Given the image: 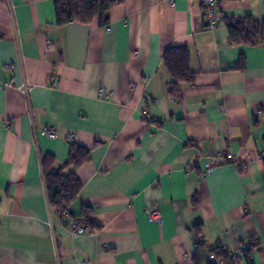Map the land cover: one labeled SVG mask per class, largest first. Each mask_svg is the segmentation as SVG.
I'll use <instances>...</instances> for the list:
<instances>
[{
  "label": "crops",
  "instance_id": "1",
  "mask_svg": "<svg viewBox=\"0 0 264 264\" xmlns=\"http://www.w3.org/2000/svg\"><path fill=\"white\" fill-rule=\"evenodd\" d=\"M218 9L212 30L200 0H116L105 25H57L54 0H0V264H208L243 245L224 264H264V44H230L223 22H264V0ZM172 46L193 73L176 97L162 63ZM72 143L89 160L69 211L89 206L98 226L75 237L41 167L67 163ZM216 152L233 158L204 174Z\"/></svg>",
  "mask_w": 264,
  "mask_h": 264
},
{
  "label": "trees",
  "instance_id": "2",
  "mask_svg": "<svg viewBox=\"0 0 264 264\" xmlns=\"http://www.w3.org/2000/svg\"><path fill=\"white\" fill-rule=\"evenodd\" d=\"M116 0H54L56 24L64 25L70 21L90 23L94 19L99 25H105L109 20V11ZM230 44L260 45L264 44V22L254 20L250 16L241 19L224 18ZM189 50L186 46H172L164 51L162 63L169 77V90L171 96H178L182 83L191 82L193 73L189 69ZM237 69L244 68L243 58H240ZM89 160V149L75 143L69 148L67 163L54 169V157L45 155L41 160L42 176L48 204L53 213L61 221V214L69 209L71 203L79 195L82 183L76 175V169ZM72 166L73 170L67 171ZM91 208L85 206L79 215H73L76 223H81L91 231L98 228L90 221ZM63 223V222H62ZM212 253L217 257L226 258V254L214 249Z\"/></svg>",
  "mask_w": 264,
  "mask_h": 264
},
{
  "label": "built area",
  "instance_id": "3",
  "mask_svg": "<svg viewBox=\"0 0 264 264\" xmlns=\"http://www.w3.org/2000/svg\"><path fill=\"white\" fill-rule=\"evenodd\" d=\"M201 6H202V14L204 17V25L207 29H215L217 28L221 22H222V16L218 9V0H200ZM4 67L6 69H13V63L12 61H9L4 64ZM20 90L23 93L28 92L29 87L24 86L21 87ZM143 117L149 118V113L146 110H143ZM40 135L44 136L49 139H54L57 135L56 130L52 127H43L40 130ZM69 140L74 139V135H69ZM233 156L231 153L223 154L221 152H216L212 155H210V161L206 164L204 174L216 167L217 165L224 163L226 161L232 160ZM161 218V210L159 206H155L154 208L150 209L146 213V219L148 222H156ZM63 222V223H62ZM60 223L67 227L69 234L73 237L89 234L92 231L84 226L81 223H76L71 215L69 214V209H65L61 214V221ZM201 241L199 240L194 244L195 249H199L201 245ZM248 254V247L247 246H241L236 250H229L226 252L227 258L231 260H236L239 258H245ZM207 262L208 264H224L225 258L224 257H217L212 252H209L207 254Z\"/></svg>",
  "mask_w": 264,
  "mask_h": 264
}]
</instances>
